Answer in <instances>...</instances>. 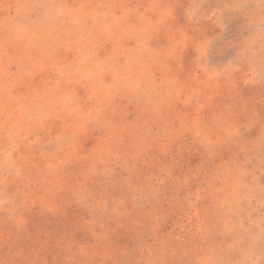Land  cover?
Returning <instances> with one entry per match:
<instances>
[{"label": "rangeland", "instance_id": "1", "mask_svg": "<svg viewBox=\"0 0 264 264\" xmlns=\"http://www.w3.org/2000/svg\"><path fill=\"white\" fill-rule=\"evenodd\" d=\"M0 264H264V0H0Z\"/></svg>", "mask_w": 264, "mask_h": 264}]
</instances>
